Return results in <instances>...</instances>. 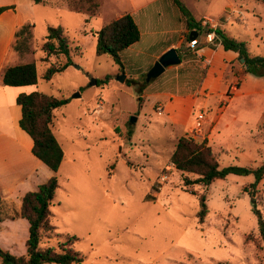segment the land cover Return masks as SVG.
I'll use <instances>...</instances> for the list:
<instances>
[{"label":"rangeland","instance_id":"obj_1","mask_svg":"<svg viewBox=\"0 0 264 264\" xmlns=\"http://www.w3.org/2000/svg\"><path fill=\"white\" fill-rule=\"evenodd\" d=\"M16 1L26 18L12 46L14 53L21 54L18 65L34 63L37 92L67 100L53 112L52 123L64 152L50 206V224L60 237L43 238L40 247L74 236L78 238L74 249L84 258L82 264H264V245L253 211L255 207L264 211V129L255 127L264 113V75L229 74L227 87L236 81L237 92L232 89L208 105L196 98L193 110L183 114L194 129L197 116H204L199 120L202 130L195 131L199 142L209 123L218 120L208 145L220 169L237 166L253 173L230 174L206 187L184 185V176L170 168L169 158L187 128L172 125L170 115L157 108L172 94L196 89L199 75L195 66L169 67L146 84V73L155 63L149 59L152 51L124 62L122 68L110 55H98L97 31L117 18L128 6L126 0H100L94 17L71 12L68 0ZM177 1L194 21L203 16L212 19L215 29L245 43L251 55L264 57V5L260 2ZM48 28L63 30L70 64L45 81L42 76L47 66L64 61L61 56L41 61L40 47ZM198 36L204 41L202 30ZM146 92L162 93L160 102L149 100L142 105L148 99ZM75 94L78 97L73 98ZM257 175L260 181L254 204L244 188ZM200 195L207 205L202 223L197 218ZM7 223L1 224L0 247L6 250L4 243L8 242L10 253L21 256L27 232L9 226V235Z\"/></svg>","mask_w":264,"mask_h":264},{"label":"trees","instance_id":"obj_2","mask_svg":"<svg viewBox=\"0 0 264 264\" xmlns=\"http://www.w3.org/2000/svg\"><path fill=\"white\" fill-rule=\"evenodd\" d=\"M45 1L33 0L35 4H42ZM255 1L264 5V0ZM173 2L186 17L188 30L199 33L200 22L194 21L177 0ZM67 7L71 12L94 17L100 8V0H68ZM7 9L9 7H0V14ZM86 22L87 19H85ZM215 34L216 41L225 51L235 52L243 58L245 72L264 75V57L251 55L245 43L225 35L219 29H216ZM96 37V53L110 55L113 61L122 68L120 53L140 40V32L132 16L125 13L102 26L97 31ZM40 49L44 54L42 62L47 63L51 56L64 58L63 62H54L47 66L42 76L43 80L50 81L54 75L63 72L69 66L68 41L61 28H48L47 36ZM36 84L37 72L34 63L9 67L5 69L2 76L4 86L25 87ZM227 94L229 95V92ZM66 103V99H57L37 91L19 94L16 98V104L21 108L19 127L32 140V154L49 169L51 175L35 191L26 193L18 208L5 201L0 195V230L5 220L24 219L28 224V234L24 243L25 254L15 256L0 247V264H82L84 261L80 253L74 249V244L78 241V238L74 236L57 238L55 247H40L43 238L49 240L60 237L54 233L55 227L50 224V205L58 188L56 174L63 162L64 153L52 132V123L53 112ZM169 162L184 176V185L199 184L206 187L215 180L225 179L230 174L249 175L253 173L250 168L237 166L220 169L217 157L207 140L199 142L188 133H184L177 140ZM185 175H194L196 179L191 181ZM259 181L260 175H257L254 182L249 184V188H244V192L253 199L254 204L257 200ZM154 199L151 197V200ZM198 200L197 218L202 223L207 214V205L203 195H200ZM253 211L256 216L259 239L264 245V211L256 207Z\"/></svg>","mask_w":264,"mask_h":264},{"label":"crops","instance_id":"obj_3","mask_svg":"<svg viewBox=\"0 0 264 264\" xmlns=\"http://www.w3.org/2000/svg\"><path fill=\"white\" fill-rule=\"evenodd\" d=\"M126 1L128 6L115 17L125 13L130 14L140 32V40L120 53L122 65L127 61L137 60L150 51L152 52H150L149 59L155 62L169 49H175L180 57L185 58H182L181 63L175 68H184L188 64L195 66L199 75L196 89L191 92L172 94L169 99L159 104L157 109L165 108L161 110V113L170 115L172 125L186 126L187 129L184 132L191 133L196 138L195 131L202 130L203 123L199 121V127L194 129L195 125L188 126L187 115L183 114H189L193 110L198 100L196 98L202 99L201 104L208 105V102H211L215 97L230 93L233 88H235L233 92H237L238 83L233 81L227 87V79L229 74L237 76L245 72V66L238 61L237 53L225 51L218 41L209 43L205 37L204 41H201L197 35L198 43L202 45L190 50L188 35L191 31L187 28L186 17L173 0H171L172 3L170 0ZM0 7H9L0 14V195L5 201L18 208L23 196L28 192L35 191L50 177L51 172L32 154V140L19 127L21 108L16 104V98L19 94L36 91L37 84L25 87L2 85L5 69L18 65L17 61L21 58L20 53L12 51V46L19 30L26 25V18L21 14L16 0L2 2ZM204 18L207 17L203 16L198 22H200V28L205 35L207 32H204L205 26L202 21ZM189 55L191 57L188 58ZM178 70L181 71V69ZM146 93L148 99L142 105L148 103L149 100L151 103L157 104L162 98V93ZM234 120L236 121V119ZM259 121L255 123V127L263 130L264 113L260 114ZM217 123L218 120L214 119L202 135V139H206L209 145L212 138L211 133L216 129ZM170 168H173L171 164ZM7 222L6 230L8 232L9 226H16L17 229L27 232V238L28 224L26 220H7ZM7 243H4L5 249L12 253L10 250L12 245ZM52 247H55V244ZM24 251L25 249L22 247L19 255H22Z\"/></svg>","mask_w":264,"mask_h":264},{"label":"water","instance_id":"obj_4","mask_svg":"<svg viewBox=\"0 0 264 264\" xmlns=\"http://www.w3.org/2000/svg\"><path fill=\"white\" fill-rule=\"evenodd\" d=\"M198 35V32L191 31L188 35L189 41ZM238 61L244 64V60L241 56L238 57ZM181 63V57L179 53L175 49H169L165 53H163L157 61L153 64V66L148 70L145 77V82L149 83L151 80L158 78L163 74L166 68L177 66ZM120 82L124 81V76L118 79ZM78 97V94H75L73 98ZM135 121L134 118L130 119V122L133 123Z\"/></svg>","mask_w":264,"mask_h":264},{"label":"built area","instance_id":"obj_5","mask_svg":"<svg viewBox=\"0 0 264 264\" xmlns=\"http://www.w3.org/2000/svg\"><path fill=\"white\" fill-rule=\"evenodd\" d=\"M202 21H203V25L204 26H207V25L210 26L209 29H207V33L205 34L206 41L209 42V43H212V42L216 41L217 40V37H216V34H215L216 29L214 27L213 21L211 19H209V18H204ZM198 45H199L198 36L194 37L192 40H190L188 42V48L190 50L196 49V47H198ZM233 89L235 90V88H233ZM158 111L161 112L160 109H158ZM202 117H203L202 114H199L197 116V122H196V126L197 127H199V125H200L199 120H201Z\"/></svg>","mask_w":264,"mask_h":264}]
</instances>
